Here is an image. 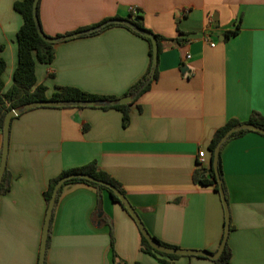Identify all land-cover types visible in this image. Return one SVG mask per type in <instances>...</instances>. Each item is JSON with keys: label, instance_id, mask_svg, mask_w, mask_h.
<instances>
[{"label": "crops", "instance_id": "obj_1", "mask_svg": "<svg viewBox=\"0 0 264 264\" xmlns=\"http://www.w3.org/2000/svg\"><path fill=\"white\" fill-rule=\"evenodd\" d=\"M15 1L0 0L3 91L17 65L22 16ZM132 7L144 28L163 39L156 78L131 102L125 126L121 111L101 107H34L11 120L9 188L0 194V264L36 263L49 179L92 161L120 183L150 235L180 249H218L220 195L193 175L198 170L209 178L215 130L228 120L245 122L252 111L264 115V0H39L38 19L45 35L58 37L128 18ZM228 30L236 33L225 38ZM148 62V43L113 25L56 43L50 63L36 62L35 76L47 98L71 86L117 99ZM219 154L229 212L228 264H264V137L247 132ZM100 198L98 213L92 187L63 188L46 264H162L141 251L139 230L120 205L104 190ZM167 264L214 263L181 255Z\"/></svg>", "mask_w": 264, "mask_h": 264}, {"label": "trees", "instance_id": "obj_2", "mask_svg": "<svg viewBox=\"0 0 264 264\" xmlns=\"http://www.w3.org/2000/svg\"><path fill=\"white\" fill-rule=\"evenodd\" d=\"M32 2H33V0H19V1H15L13 3V9L15 11L19 12L20 15L22 16V24L16 32L17 65H16L14 72H13L12 84L5 91H3L4 83H3V79H2V74H3L4 69H5V62L2 58H0V131L1 132H2V126H3V119H4L6 112L8 110H10L11 108L19 107L25 103H29V102H33V101H42V100H47V99H51V100H57V99H82V100L103 99V100H108V101L116 99L115 96H103V95L91 94V93L84 92V91H82L76 87H71V86L58 87V90L56 92H54L50 98H47L45 96L46 87L43 84H37V81H36L35 64H36V62H39L41 64L50 63L54 57V45L55 44L42 40L40 38V36L37 34L36 27H35V24H34V21L32 18V12H31ZM38 6H39V0L37 3V6H36L37 18H38ZM128 19L131 21H134V23L138 27L143 28L144 30H147L144 28L143 22H142V16L138 12H136L135 14L130 12ZM38 21H39V19H38ZM39 24H40V22H39ZM113 25H120L122 27H125L126 29L130 30L132 33L141 37L142 39H144L148 43L149 62H148L146 72L143 74V76L137 82H135L127 90V92L123 96L132 95L145 82V80L150 76L151 54H152L151 43H150L149 38L135 32L134 30L128 28L127 26L121 25V24H108V25L104 26L103 28L110 27ZM99 30H96V31L91 32L89 34H94ZM147 31H149V30H147ZM235 33H236V30H228L225 32L224 36H225V38H228L229 36L234 35ZM154 35H155L156 40H157L158 53H159L160 41L163 38L157 34H154ZM1 48L2 47L0 46V50H1ZM156 68H157V66H156ZM156 73H157V69H155L152 80H154L156 78ZM149 85H150V83L148 85H146L144 87V89L138 95H140L141 93L146 91L149 88ZM130 104L131 103L125 104V105L102 106L101 108H104V109L115 108V109L121 111V113H122V124L125 126L129 120V106H130ZM77 108H81V107H77ZM242 123H251L255 126H258V127H261L264 129V115H262L258 112L252 111L250 113L248 120H246L245 122H239L237 120H228L223 126L219 127L217 130L214 131L212 138L208 144V149H209L211 155H210V160H209V167L207 168L206 171L209 174V178H207L205 176L202 177L201 172L198 170H196L194 172V175H193L194 180L196 182H198L200 185L212 186L214 191L218 192V187H217V183L215 180V173H214L212 165H211L212 151L215 148L219 139L222 137V135L229 128H231L232 126H235V125L242 124ZM247 132H252V131L240 130V131L232 133L224 141L222 146L226 142H228L229 140L240 137ZM256 133H258V132H256ZM258 134H260V133H258ZM260 135H262V134H260ZM262 136L264 137V135H262ZM217 170H218L219 177L221 179V185H222L223 192H225L224 184H223V180H222L223 177H222L220 154L218 155ZM71 173L89 174V175H91L97 179H100V180H103L107 183H110L111 185L116 187L122 194H124V191H123L120 183L117 182L115 179H113L105 171L99 169L97 164L94 161L89 162V163L82 165V166H79V167L71 168L68 170H63L56 177L49 179L47 187H46L45 191L43 192V197H44V201H45V210H44L43 221H44V217H45V213H46V209H47V204L49 202V199H50L52 189H53L55 182L59 178H61L62 176H65V175L71 174ZM8 180H9V175H8L7 169L5 167L2 178H1V182H0V194L3 192H6L8 190V188H9V181ZM72 184H84V185H87L89 187H92L96 191V193L98 194V201H97V208L99 210L98 213H101L100 192L102 190H104L109 194L112 201L119 204L120 207L131 218V216L128 214V212L123 207L122 203H120L118 198L114 195V193L109 188H107L103 185L85 180L83 178L68 179L58 189L57 195L55 197L54 206H53L52 213L50 216L48 235H47V239H46V249H47L49 238H50L51 224H52V219H53L54 212H55V206H56L57 201H58V199H59V197L63 191V188L68 186V185H72ZM98 220H100L101 223H107V221L103 217L99 218ZM108 226H109V236H110V250L112 251V258L115 259L116 254L113 250L112 226L110 223H108ZM229 229H230V226H229ZM139 234H140L141 251L153 256L160 263L167 264L169 261L176 259V258L181 256V255L165 254V253H161V252L154 250L147 243V241L144 239V237L141 235L140 232H139ZM151 237L156 242L160 243L163 246L176 247V246L161 242L160 240H158L156 237H154L152 235H151ZM221 239H222V237H221ZM220 242H221V240H220ZM46 249H45V252H46ZM230 255H231L230 248L226 242L225 247H224L223 251L221 252V254L219 255V257L216 259H212V262L214 264H228L229 259H230ZM38 256H39V253H38ZM38 256L36 258L35 264L38 263V258H39ZM186 256H188V255H186ZM202 258L207 259V257H202ZM44 264H46L45 256H44Z\"/></svg>", "mask_w": 264, "mask_h": 264}, {"label": "water", "instance_id": "obj_3", "mask_svg": "<svg viewBox=\"0 0 264 264\" xmlns=\"http://www.w3.org/2000/svg\"><path fill=\"white\" fill-rule=\"evenodd\" d=\"M38 0H33L32 2V18L36 27L37 34L40 36V38L46 42L49 43H59L83 34H88L91 32H94L96 30H99L103 28L104 26L108 24H121L124 26H127L128 28L134 30L135 32L149 38L151 43V66H150V76L145 80V82L137 89V91L132 95H126L114 100H103V99H57V100H42V101H33L29 103H25L19 107H14L8 110L4 116L3 119V126H2V132H1V147H0V182L1 178L4 172V169L6 167V157L8 152V143H9V127L10 122L13 117H16L20 115L22 112L34 108V107H102V106H114V105H125L131 103L136 96L144 89L146 85H148L152 78L153 74L155 72L156 66H157V60H158V44L155 35L147 30H144L143 28L138 27L134 21L129 20L128 18H116V19H110L106 22H103L102 24L88 28L85 30L77 31L71 34H66L58 37H49L45 35L41 29V26L39 24L37 14H36V6H37ZM240 130H250L254 132H258L262 135H264V129L258 126H255L251 123H242L239 125L232 126L229 128L219 139L217 142L215 148L212 151V168L215 173V180L218 187V193L221 198L223 210H224V223H223V234L222 239L219 244L218 249L211 253L205 250H188V249H180L177 247H166L161 245L160 243L156 242L151 235L148 233L144 225L142 224L138 214L134 210V208L131 206V204L126 199L125 195L122 194L116 187L111 185L110 183H107L103 180L97 179L89 174L86 173H71L67 174L65 176H62L59 178L52 189V193L49 199V202L47 204V209L43 221L42 226V233H41V240H40V247H39V258L37 264H44V256H45V249H46V239L48 235V228H49V222H50V216L52 213V209L54 206L55 197L57 195L58 189L63 185L65 181L71 178H83L85 180L103 185L107 188H109L114 195L118 198L120 203H122L125 210L128 212V214L131 216L132 220L136 224L139 232L144 237V239L147 241V243L156 251L165 253V254H173V255H188V256H199V257H207L209 259H216L219 257L221 252L223 251L225 244L227 242V236L229 232V212L227 207L226 198L222 189L221 185V179L218 174L217 170V161H218V155L220 152V148L224 141L234 132L240 131Z\"/></svg>", "mask_w": 264, "mask_h": 264}, {"label": "built area", "instance_id": "obj_4", "mask_svg": "<svg viewBox=\"0 0 264 264\" xmlns=\"http://www.w3.org/2000/svg\"><path fill=\"white\" fill-rule=\"evenodd\" d=\"M130 12L131 13H133V14H135L137 11H136V8H130ZM186 58H189V55L187 54L186 55ZM0 135H1V131H0ZM203 151H200L199 153H198V164H203V161H204V159H203Z\"/></svg>", "mask_w": 264, "mask_h": 264}]
</instances>
